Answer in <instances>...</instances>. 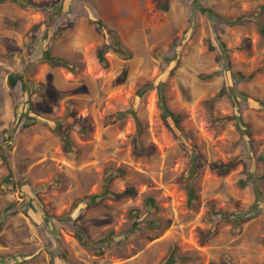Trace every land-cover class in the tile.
Returning a JSON list of instances; mask_svg holds the SVG:
<instances>
[{
	"label": "rangeland",
	"instance_id": "obj_1",
	"mask_svg": "<svg viewBox=\"0 0 264 264\" xmlns=\"http://www.w3.org/2000/svg\"><path fill=\"white\" fill-rule=\"evenodd\" d=\"M29 1L0 0V254L12 255L4 264H164L173 249V264H264V0H169L166 10L156 0ZM104 43L102 64L95 50ZM47 50L68 66L44 60ZM11 72L21 75L12 86ZM230 85L239 124L214 119L233 111L227 94L217 96ZM160 96L181 128L163 117ZM119 110L132 112L116 118ZM129 186L130 195L85 202ZM255 188L261 206L251 219L210 220L212 202L246 210Z\"/></svg>",
	"mask_w": 264,
	"mask_h": 264
},
{
	"label": "trees",
	"instance_id": "obj_2",
	"mask_svg": "<svg viewBox=\"0 0 264 264\" xmlns=\"http://www.w3.org/2000/svg\"><path fill=\"white\" fill-rule=\"evenodd\" d=\"M3 1V0H1ZM12 1H16L18 2L21 6H35L34 4L31 3V1L29 0H12ZM158 6L161 9L166 10L167 8H169V0H156ZM208 16L213 18V17H219L218 14H214L211 11L207 12ZM246 17V16H244ZM243 16L241 17H236L234 19L229 20L228 18L223 19V20H228L229 23H239L243 20L244 18ZM249 18L252 19L251 16H249ZM93 22L96 23L97 27L99 29H101L103 31V34L105 37L110 36L112 39V48L117 51L120 54H125L126 49L121 45V41L118 39L117 35H113L108 29L107 27L104 25L103 21L101 19H91ZM261 32L264 34V27L261 28ZM222 44V46L225 48L224 43H220ZM209 47L211 49L214 48L213 42L212 44L209 45ZM106 48H107V43H104L103 45L99 46L96 48L95 50V54H96V58L97 60L102 63L105 64L106 63ZM43 59L50 62L51 64L54 65H63V66H68V61L66 59L57 57V56H53L50 54V52L47 50L44 55H43ZM228 59V58H227ZM226 59V67L224 69H227L226 71L230 72L229 70V60ZM225 71V72H226ZM221 72V70L217 69L214 71H211L209 73H202L200 74L201 77L203 78H209L215 74H219ZM126 71H122V75H121V79L123 80L125 77ZM253 73L247 74V75H243L240 73H235L234 76L236 77H240V78H249L252 76ZM17 78H21V75L17 72H11L8 75V83L9 85H13V81H15V79ZM233 90V85H230L228 87L223 86L217 93V96H221L223 94H227L233 104V111L229 114H225V115H218L216 117H214L215 120L217 121H228V120H235V122L237 124H239L240 122V111H239V102L238 99L236 98V95H234V91ZM241 94L243 95V97H247V94L244 92H241ZM160 104H161V108H162V115L163 117L166 119L167 116H169L170 118H172L175 121V124L178 126V128H181L180 125L178 124V120H179V113L174 112L173 110L169 109L166 106L165 100L163 97L160 96ZM126 112H132V110H127ZM126 112L123 110H119L116 112V118H122L125 116ZM27 123V122H26ZM24 123V124H26ZM61 130L58 129L57 127V132H60L61 136L63 137V142H64V147L69 150L71 148V141L69 139V135L67 133V129L63 127V125H60ZM135 149L139 152L142 153L144 151H146V147H140L137 144H135ZM192 169L190 171L191 174L195 173V166H197V159H198V154L196 152V150H192ZM210 166L212 168H216L219 172L223 173L226 172L228 170V166L225 165V163H216V162H211ZM120 171H122V169H119ZM189 179H187L189 181V185L187 186V194H188V202L191 203V200L194 196V188L193 185L191 183V175H188ZM9 180V176L7 178ZM245 181L244 180H240V185H244ZM134 192V187L129 186L126 187L124 190L120 191V192H115L111 189H109L108 187H105V189L101 192L98 193H94L92 195H90L89 197L85 198V202L87 205H92L97 203L101 198H103L105 195L108 196H112L113 198H120L124 195H130ZM260 198H261V191L258 188H255V201L254 203L246 210H240V211H226L220 208H216L215 204L212 202L210 204V212H209V218L210 220H214V217L212 216V214H219L218 220L224 219L227 222H231L233 224L234 227L239 226L240 224H242L243 222H246L247 220L251 219L253 216H255V214L257 213V210H259L260 208ZM146 206L147 208L154 206V200L153 197L151 196H147L146 197ZM137 212L133 211L132 215H136ZM213 218V219H212ZM211 221V222H212ZM215 225V224H213ZM76 236L86 245H91L90 242V238L88 235H86L85 233H83L82 231H79V229L77 231H75ZM12 257V255H3L0 254V264H4V262L10 260V258ZM177 257L175 255V250L173 249L170 252V255L168 256L167 260L164 262V264H173L176 261Z\"/></svg>",
	"mask_w": 264,
	"mask_h": 264
}]
</instances>
